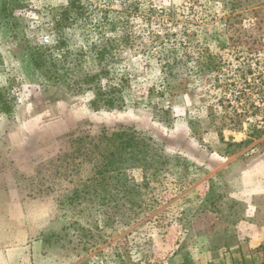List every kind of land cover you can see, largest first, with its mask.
Listing matches in <instances>:
<instances>
[{
    "label": "rangeland",
    "instance_id": "rangeland-1",
    "mask_svg": "<svg viewBox=\"0 0 264 264\" xmlns=\"http://www.w3.org/2000/svg\"><path fill=\"white\" fill-rule=\"evenodd\" d=\"M68 1L23 0L27 38L50 44L44 15ZM237 1L79 0L83 14L65 40L85 54L83 71L98 70L93 46L111 35L107 24L128 22L129 47L104 64L123 111H93L91 92L70 96L44 82L21 35L0 30V246L41 240L31 264L264 262V0ZM171 48L182 61L168 87ZM119 125L179 158L148 178L137 217L135 207H101L83 194L97 162L90 142ZM127 178L144 180L137 168ZM250 236L258 254L244 258Z\"/></svg>",
    "mask_w": 264,
    "mask_h": 264
},
{
    "label": "trees",
    "instance_id": "trees-1",
    "mask_svg": "<svg viewBox=\"0 0 264 264\" xmlns=\"http://www.w3.org/2000/svg\"><path fill=\"white\" fill-rule=\"evenodd\" d=\"M232 1L238 3L237 0ZM23 7H25L23 0H0V30L4 34H8L12 41L16 40L19 34L21 35L24 41L19 44L27 51H32L30 54L32 68L39 72L44 82L70 96L91 92L92 98L88 105L93 111H123L127 105L123 90L117 83L104 84V81H108L110 73L104 64L114 57L119 45L129 47L131 32L128 29V22L112 20L107 24L105 30L111 35L103 36V45L93 46L98 70L90 72L83 71L82 68L85 54L82 51L73 53L65 40L66 28L76 19L77 14L80 16L83 14L84 8L80 5L79 0H69L59 10H53L49 15H44L46 23H48L44 30L52 37L51 43L47 45L27 38L28 28L18 13ZM119 31L123 34L120 40L113 36V34L117 35ZM163 38L156 36L155 39ZM161 43L163 42L159 44ZM165 61L167 64L162 66V69L165 77H169L167 86L171 87L175 81V78L171 77L172 71L176 65L180 66L179 63L182 60L178 58L176 49L171 48L165 54ZM241 71L254 76L250 68ZM242 74L240 78L246 82L247 77L245 75L243 78ZM262 74V72H258L257 77H261ZM180 84L181 81L178 85ZM165 113L167 114V112ZM236 121L241 123L238 116ZM97 138V141L90 140L92 153L97 154V162L94 166L91 184L84 187L83 194L97 199L101 207H127V209L135 207L138 209L135 213L137 217V214L142 213L143 210L144 200L141 197L145 195L144 191L149 188L148 178H157L168 168L169 164L179 158L167 154L162 143L136 126L119 125L109 133L103 129ZM134 168L141 169L143 172L144 180L140 185H135L127 178V171ZM133 220L137 219L133 218ZM123 224L128 225L129 223ZM260 264H264V262Z\"/></svg>",
    "mask_w": 264,
    "mask_h": 264
},
{
    "label": "crops",
    "instance_id": "crops-1",
    "mask_svg": "<svg viewBox=\"0 0 264 264\" xmlns=\"http://www.w3.org/2000/svg\"><path fill=\"white\" fill-rule=\"evenodd\" d=\"M247 177H248V175H247ZM250 178L252 180L253 176H251ZM254 190H257V189L254 188ZM255 193H256V191L252 190L251 195L255 194ZM252 227L257 229V230L260 229L255 225H253ZM255 239H256L255 237L250 236V241H249L250 244L246 245L245 247L242 246V248L240 249L241 253H244V258L250 257V256H255L256 254H258L256 250H253V251L250 250L252 248H255L256 245H259V244H257L258 242H256ZM40 243H41V240H39V241L35 240V241H31V242L24 241L22 243H15L12 245L5 244L3 246H0V264H31V261L33 259V255H34V253H31V249L33 250L34 247L36 245H39ZM261 243L264 245V242H261ZM214 257H212V259L210 260L212 262V264H223V263H220V261L218 259L219 257H217V256H214ZM205 259H206V256H203V257L200 256L199 262L197 261L195 264H209L206 262ZM203 260H205V263H203ZM227 264H230V263H227Z\"/></svg>",
    "mask_w": 264,
    "mask_h": 264
}]
</instances>
